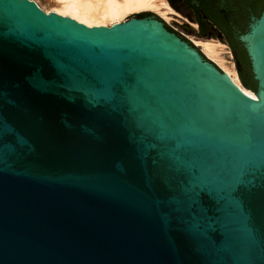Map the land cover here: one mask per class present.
<instances>
[{"label": "water", "instance_id": "water-1", "mask_svg": "<svg viewBox=\"0 0 264 264\" xmlns=\"http://www.w3.org/2000/svg\"><path fill=\"white\" fill-rule=\"evenodd\" d=\"M149 18L0 0V264H264V0L257 100Z\"/></svg>", "mask_w": 264, "mask_h": 264}, {"label": "flooded vegetation", "instance_id": "flooded-vegetation-1", "mask_svg": "<svg viewBox=\"0 0 264 264\" xmlns=\"http://www.w3.org/2000/svg\"><path fill=\"white\" fill-rule=\"evenodd\" d=\"M168 2L179 14H169L171 19L167 17L168 21L161 17L169 31L193 47L197 46L196 42H202L200 39H216L226 44L231 51L229 54L233 55L239 65V71L242 72L238 59L249 60L239 37L244 29H248L251 18L256 17L262 0H168Z\"/></svg>", "mask_w": 264, "mask_h": 264}, {"label": "bare ground", "instance_id": "bare-ground-1", "mask_svg": "<svg viewBox=\"0 0 264 264\" xmlns=\"http://www.w3.org/2000/svg\"><path fill=\"white\" fill-rule=\"evenodd\" d=\"M47 1L50 3V8L49 10H44L46 14L52 13L55 15H59L61 17L68 18L77 23L85 25L88 28H94V27H111L116 24L120 25L121 19L124 16L132 13L147 11V10L155 11L161 15V10L159 9L160 7L159 3L162 2L163 0H47ZM164 6L165 8L167 7V9H169V7L165 3ZM165 14H162L161 16L162 18L167 20L168 16H166ZM196 45L199 46L201 52L207 57L209 61H211L212 63L214 62V64L223 71L224 77L232 85H234L241 93H243L250 99L257 100V97L251 91L246 90L239 84L237 75L235 71L231 68L232 66L230 67L223 59L222 52L224 49L222 47H220L215 42L214 43L196 42Z\"/></svg>", "mask_w": 264, "mask_h": 264}, {"label": "rangeland", "instance_id": "rangeland-1", "mask_svg": "<svg viewBox=\"0 0 264 264\" xmlns=\"http://www.w3.org/2000/svg\"><path fill=\"white\" fill-rule=\"evenodd\" d=\"M43 11L44 10H49L50 8V3L47 1V0H33ZM48 2V3H47ZM163 2V3H162ZM162 2L159 3L160 7L159 9L161 10V15L162 14H165L168 16L169 19H171V16L169 14H178L176 13L169 5V3L167 2V0H163ZM162 3V5H161ZM164 3L169 7V9H167V7L165 8L164 6ZM165 11V13H164ZM159 13L155 12V11H142V12H137V13H132V14H129V15H126L124 16L122 19H121V23L122 22H125L131 18H135V19H142V18H149L150 20H154V21H157L159 22L160 24H162V27L170 34H173L175 35L177 38H179L182 42L186 43L188 46H190L191 48H193L202 58L205 59V57L200 53L201 52V49L198 48L197 46L193 47L191 46L189 43H187L185 40L181 39L180 37H178L176 34H174L173 32L169 31L167 29V25L165 24V22H163L164 20H162V16H161ZM179 15V14H178ZM173 17V16H172ZM167 19V20H169ZM171 25V24H169ZM199 41H202V42H215L216 44H218L220 47H222L224 50L222 52V56H223V59L225 60V62L235 71L236 75H237V72L235 70V67H234V63H233V59H232V54L230 55L229 53L230 50L229 48L227 47L226 44L216 40V39H200ZM224 46V47H223ZM200 52H199V51ZM214 63V62H213ZM218 67V66H217ZM220 69V68H219ZM237 79L239 81V84H240V80L238 78V75H237ZM250 91V90H249Z\"/></svg>", "mask_w": 264, "mask_h": 264}, {"label": "trees", "instance_id": "trees-1", "mask_svg": "<svg viewBox=\"0 0 264 264\" xmlns=\"http://www.w3.org/2000/svg\"><path fill=\"white\" fill-rule=\"evenodd\" d=\"M239 63L243 66V71L239 73V79L246 90L255 91L256 88L253 84L252 77L250 75V71L248 69V62L246 59L240 58L238 59ZM249 74V76H248ZM248 76V77H247Z\"/></svg>", "mask_w": 264, "mask_h": 264}]
</instances>
